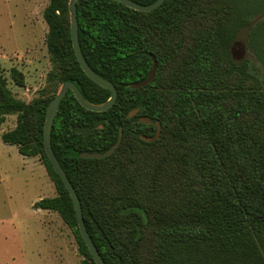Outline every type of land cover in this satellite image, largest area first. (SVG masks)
I'll use <instances>...</instances> for the list:
<instances>
[{
	"label": "trees",
	"instance_id": "1",
	"mask_svg": "<svg viewBox=\"0 0 264 264\" xmlns=\"http://www.w3.org/2000/svg\"><path fill=\"white\" fill-rule=\"evenodd\" d=\"M149 5L156 0H132ZM264 0H164L144 13L111 0H77L78 41L91 70L113 84L114 104L82 108L67 90L51 129V147L80 200L88 235L105 264H264V83L246 58L226 49L245 38L264 64ZM51 63L47 82H72L100 104L110 91L81 70L70 39L68 0H48L42 13ZM246 38V39H247ZM257 43V45H255ZM140 88L132 84L147 78ZM15 83L23 75L10 70ZM51 94L16 98L0 71L1 134L26 157H39L56 196L38 208L57 213L71 230L80 264H95L83 242L71 198L43 148ZM137 113L128 118L130 111ZM140 116L161 124L139 123ZM110 156L81 158V152Z\"/></svg>",
	"mask_w": 264,
	"mask_h": 264
},
{
	"label": "rangeland",
	"instance_id": "2",
	"mask_svg": "<svg viewBox=\"0 0 264 264\" xmlns=\"http://www.w3.org/2000/svg\"><path fill=\"white\" fill-rule=\"evenodd\" d=\"M47 4L48 0H0V71L12 94L25 102L54 90L56 94L61 85L47 82L52 68L42 16ZM263 18L264 13L247 20ZM247 28H240L237 37L245 38ZM245 41L249 73L264 83V64L256 58L249 36ZM226 49L231 51V45ZM12 68L23 75L22 87L13 80ZM15 124L16 115H9L0 125V264H80L71 230L57 213L37 206L41 199L56 196L41 160L20 155L17 146L1 140Z\"/></svg>",
	"mask_w": 264,
	"mask_h": 264
},
{
	"label": "water",
	"instance_id": "3",
	"mask_svg": "<svg viewBox=\"0 0 264 264\" xmlns=\"http://www.w3.org/2000/svg\"><path fill=\"white\" fill-rule=\"evenodd\" d=\"M111 1L118 2L127 8L133 9L134 11L147 13L159 7L163 3L164 0H156L155 2L149 5H140V4L133 2L132 0H111ZM76 2L77 0H68L70 39H71L72 48H73L76 60L81 70L85 73V75L91 81H93L98 86L110 91V97L103 103L92 104L83 98L78 88L72 82H69V81L63 82L60 85L54 97L49 101L47 108H46L45 119L43 123V148H44V152L50 162L52 169L59 176L61 182L63 183L64 187L66 188L71 198L73 209H74V214H75V219H76V223H77L80 236L83 242L85 243L90 255L92 256L94 263L95 264H105L85 228L81 204L76 194V191L71 185L65 172L61 168L58 160L56 159L53 153L52 147H51L52 124H53L59 103L64 97L67 90H70L72 92L74 98L77 100V102L82 108L88 111H92V112L106 111L114 104L116 97H117V90L115 86L111 84L110 82L102 79L97 74H95L91 70V68L88 66L87 62L85 61L81 53L79 41H78V22H77V16H76ZM231 52L233 54V57L237 60H243L245 58L246 55H245V38L244 37L236 38L234 43L231 45ZM151 59H152L153 65H152V69L150 73L148 74L147 78L144 79L143 81L132 84V88H140L151 82L152 78L154 77L156 66H157L156 60L152 55H151ZM136 113H137V109H134L128 113L127 117L131 118ZM138 122L144 123V124L153 123L156 126V132L154 136L147 137V136L141 135L140 136L141 140L145 142H153L156 139H158L161 133V124L158 121L152 122L148 117L140 116L138 118ZM121 137H122V131L121 129H119V135H118L117 141L107 151L103 153L81 152L79 156L84 159L86 158L99 159V158L110 156L118 148L121 142Z\"/></svg>",
	"mask_w": 264,
	"mask_h": 264
},
{
	"label": "flooded vegetation",
	"instance_id": "4",
	"mask_svg": "<svg viewBox=\"0 0 264 264\" xmlns=\"http://www.w3.org/2000/svg\"><path fill=\"white\" fill-rule=\"evenodd\" d=\"M246 39V38H245ZM245 43H246V41H245Z\"/></svg>",
	"mask_w": 264,
	"mask_h": 264
}]
</instances>
